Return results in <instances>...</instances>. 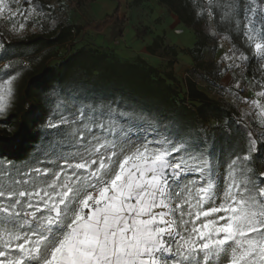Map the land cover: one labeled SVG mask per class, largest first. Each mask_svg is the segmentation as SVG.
Masks as SVG:
<instances>
[{
    "label": "snow or ice",
    "instance_id": "obj_1",
    "mask_svg": "<svg viewBox=\"0 0 264 264\" xmlns=\"http://www.w3.org/2000/svg\"><path fill=\"white\" fill-rule=\"evenodd\" d=\"M251 2L211 0L210 6L226 24L239 25L243 15L251 38L249 28L264 24V15L256 21L249 15ZM207 15L213 34L218 21ZM255 49L264 56L262 44ZM237 67L234 54L225 53L217 75L230 84ZM6 83L0 117L15 103L11 79ZM50 93L45 112L63 109L55 123L41 117L44 145L37 153L46 159L36 163L53 168L12 166L0 175V222L16 229L0 232V264H264V187L258 186L264 173L259 181L249 179L248 155L232 159L221 178L214 145L199 135L117 111L74 86ZM25 132L21 126L7 142L0 139V158L19 147ZM256 150L249 133L248 151ZM193 174L199 180L185 184ZM197 183L204 186L193 192ZM186 189L187 219L179 204L173 206Z\"/></svg>",
    "mask_w": 264,
    "mask_h": 264
},
{
    "label": "trees",
    "instance_id": "obj_2",
    "mask_svg": "<svg viewBox=\"0 0 264 264\" xmlns=\"http://www.w3.org/2000/svg\"><path fill=\"white\" fill-rule=\"evenodd\" d=\"M135 1L140 3L146 0ZM115 2L111 12L85 25L59 21L51 30L11 38L6 29L0 26V83L7 88L9 85L6 81L11 79L10 86L15 100L14 107L0 117V139L7 142L20 132L21 126L26 128L19 147L0 158V175L5 169L11 171L12 166L25 171L26 166L53 168L50 164L36 163L38 159H46L37 153L38 149L43 151L44 145L41 131L44 121L41 117L47 115L53 123L57 122L56 113L63 109V104L55 112L46 113L45 97L51 94V89L59 91L61 88L74 86L112 104L117 111L141 113L206 139L210 146L214 145L215 155L220 157L218 162L222 165L219 171L221 178L232 159L248 155L249 160L244 163V167L249 170L248 177L252 181H259L264 165V137L260 133L264 130L258 128L249 112L247 120L238 114L232 104L211 98L198 87L193 76L185 79L184 99H178V80L172 70L163 74L143 58L123 62L100 50L79 48L70 51L77 38L87 31L102 33L110 28L109 49L121 42L128 18L121 17V0ZM159 2L168 6L184 25L193 28L196 41L192 47L184 48L181 52L189 55L197 63V67L205 66L204 62H200V57L210 41L214 40L205 30L206 24L210 22L207 14H212L218 21L215 26L217 34L229 41L238 57L243 55L246 58L241 61L245 64L247 73L264 85V65L261 55L255 49V44L259 41L252 34L251 38L245 34L246 21L243 15L238 17L241 21L239 25L226 24L215 16L210 6L211 0ZM247 3L248 0H245V4ZM251 8H255L254 0ZM250 30L249 28L251 33ZM147 32L148 28L144 26L135 29L138 38ZM61 47L68 49L59 61L54 62ZM159 49L169 53L173 58L170 59V65H173L179 54L178 50L164 45V37L157 36L147 47V51L156 55ZM205 74L210 81L216 78L208 70H205ZM238 93L242 96L244 92ZM5 96L7 98V93ZM211 121H215L216 125L207 128L205 124ZM249 133L257 142V150L251 153L248 151ZM258 186L264 187V181H259ZM2 220L3 216L0 215V221ZM5 229L16 230L14 226L0 222V232ZM224 262L228 263V260L225 259Z\"/></svg>",
    "mask_w": 264,
    "mask_h": 264
},
{
    "label": "rangeland",
    "instance_id": "obj_3",
    "mask_svg": "<svg viewBox=\"0 0 264 264\" xmlns=\"http://www.w3.org/2000/svg\"><path fill=\"white\" fill-rule=\"evenodd\" d=\"M68 7H61L56 5L52 0H2L0 7L3 11L0 12V26L6 29L9 37H20L29 35L34 32H42L51 30L59 21L68 23H76L85 25L92 20L103 18L106 14L112 11L115 7V0H66ZM122 8L121 15L128 18V23L121 42L113 47L108 48V37L110 35V28H107L102 33L87 31L77 38L75 46L70 51L86 48L100 50L106 52L116 59L123 62H133L138 57L145 59L149 64L159 68L165 74L172 70L173 75L177 78L176 90L178 92L177 98L184 99L186 92L185 79L193 76L197 82L198 87L206 92L211 98L223 100L232 104L238 111V114L246 117L250 112L246 109L249 100L243 99L239 95L237 83L229 88L224 86L223 78L217 75V62L222 56L234 54L235 63L239 62V57L233 50H230L229 41L218 35L216 31L213 34L212 29L205 30L213 37L209 45L204 50V54L200 57V62H204V67H197V63L189 56L181 52L184 48L192 47L196 41V35L193 28L184 25L177 15L166 5L161 4L159 0H146L137 3L135 0H121ZM255 8L251 15L253 20H259L264 15V0H254ZM210 23V22H209ZM144 26L148 28V32L142 37L138 38L135 35L136 27ZM251 34L258 39V43L264 46V24L255 25V29L250 28ZM164 37V45L175 47L179 54L174 59L173 65H170V59H173L169 53L163 49L157 50L156 55H152L147 51V47L157 37ZM232 48V47H231ZM67 47L58 49V57L54 62L59 61L67 51ZM260 54V53H259ZM262 64L264 65V56H261ZM205 70L212 73L215 78L214 81L208 80L205 76ZM170 82V81H169ZM223 85V87H221ZM0 86H3L0 83ZM249 112V113H248ZM163 125H167L165 122ZM216 125L215 121L205 124L207 128ZM199 163V161H193ZM214 163L221 170V163L214 160ZM264 173V165L262 169ZM199 180L195 174L183 178L184 183L188 184L191 180ZM204 185L197 183L191 185V190L194 192L197 188ZM222 186V185H221ZM188 190L180 191L179 195L174 196L173 206L179 204L181 209L185 212V219H187L188 205L184 202L187 198ZM194 202V201H193ZM220 201L216 204H205L202 210H207L212 206H218ZM195 211V210H193ZM179 223L180 217H176ZM203 217L200 218V223ZM187 227H191L189 224ZM222 259L219 264H229Z\"/></svg>",
    "mask_w": 264,
    "mask_h": 264
},
{
    "label": "crops",
    "instance_id": "obj_4",
    "mask_svg": "<svg viewBox=\"0 0 264 264\" xmlns=\"http://www.w3.org/2000/svg\"><path fill=\"white\" fill-rule=\"evenodd\" d=\"M121 17L125 16L121 15ZM230 50H232L231 47ZM1 64L2 63L0 62V65ZM237 65L239 67H237L236 70L233 72L234 78L232 79L231 83L225 84L223 82V85H229V88H232L236 83L240 84L241 87L238 89V91L244 92L243 95L240 96L243 99L249 100V102H247L248 105L246 106V109L254 117L258 128L264 130V85L255 81V79L247 73V68L241 60L237 62Z\"/></svg>",
    "mask_w": 264,
    "mask_h": 264
},
{
    "label": "built area",
    "instance_id": "obj_5",
    "mask_svg": "<svg viewBox=\"0 0 264 264\" xmlns=\"http://www.w3.org/2000/svg\"><path fill=\"white\" fill-rule=\"evenodd\" d=\"M40 1H45V0H40ZM56 3V5L61 6V7H68L69 4L66 2V0H52Z\"/></svg>",
    "mask_w": 264,
    "mask_h": 264
}]
</instances>
